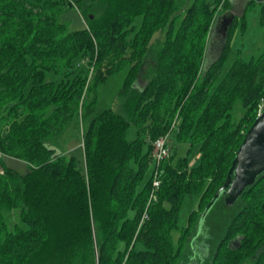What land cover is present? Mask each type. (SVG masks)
<instances>
[{"label":"trees","instance_id":"16d2710c","mask_svg":"<svg viewBox=\"0 0 264 264\" xmlns=\"http://www.w3.org/2000/svg\"><path fill=\"white\" fill-rule=\"evenodd\" d=\"M220 1L230 6L228 0H192L185 10L175 0H0V264H178L197 218L212 205L225 207L229 222L205 264H264V171L237 203L229 207L221 192L203 213L264 105V52L238 57L222 77L228 43L205 60ZM69 11L74 16L66 20ZM148 56L153 63L143 71ZM125 66L122 112L107 108L92 116L82 163L45 143L76 113L92 114L95 87ZM131 124L136 136L129 140ZM174 128L188 150L198 144L200 159L189 165L170 153L156 168L153 191L152 142ZM190 194L198 195L197 209L174 243Z\"/></svg>","mask_w":264,"mask_h":264},{"label":"rangeland","instance_id":"374dc122","mask_svg":"<svg viewBox=\"0 0 264 264\" xmlns=\"http://www.w3.org/2000/svg\"><path fill=\"white\" fill-rule=\"evenodd\" d=\"M175 1L177 7L182 10H185V8L192 2V0ZM228 1L230 6L226 9L223 6V1H220L219 6L217 7V17L228 10H231L234 14L225 40V42L228 43V46L224 59L222 60V70L220 72L221 77L238 57L243 59L255 58L264 52V0H253V3H250V0ZM70 16H74L71 11L66 15H63V18L68 20L67 18ZM180 17L181 16L177 18L175 26L178 25ZM141 19V16H137L134 19V24L137 27L140 25ZM214 24L215 21L211 28L210 36L213 35ZM70 26L72 27L71 23ZM155 36L157 38L160 37L158 34ZM210 41L205 56L207 63L212 61L215 57L214 54L216 49L219 47L218 43L217 45H210ZM213 43H215V41H213ZM152 63V57L148 56L143 66V71ZM127 72L128 66H125L116 73L109 75L104 81L100 82L95 87L96 102L93 113L83 117H81L80 113H76L71 120L65 123L63 129L58 134L47 138L45 143L54 147L56 152L74 155L82 163V135L88 129L92 116L96 112L107 108H113L118 112H122L121 104L118 102V93L121 90ZM145 83L146 80L144 79L143 74H139L137 85L142 87ZM175 130L176 128H174L166 138L170 147V153L173 154V161L175 162L178 158L186 157L189 165L197 164L200 159L198 144L192 145L188 150L190 145L187 142L177 140L175 137ZM135 136L136 128L131 124L127 129V138L132 140ZM24 166L25 165H20L19 163L17 168L24 170ZM147 177L148 174H145L141 184L138 186L139 188ZM197 202L198 195L190 194L185 197L179 211V230L172 231L174 243H176L181 228L186 226L189 213L193 209H197ZM229 211L232 213V210ZM226 212L227 209L225 207L212 205L207 215L205 213L197 218L194 234L185 241L178 264H205L211 260L218 241L228 227L229 220L227 217L228 213L225 217ZM132 215L133 212L129 210L128 216ZM8 216L10 217L11 222L17 220V214L15 212L9 213ZM261 238L264 239L262 235L260 236V239ZM250 248L247 252H251ZM241 264H251V262L246 259L243 260Z\"/></svg>","mask_w":264,"mask_h":264},{"label":"water","instance_id":"95a60500","mask_svg":"<svg viewBox=\"0 0 264 264\" xmlns=\"http://www.w3.org/2000/svg\"><path fill=\"white\" fill-rule=\"evenodd\" d=\"M223 25L227 29L233 19L231 10L223 13ZM219 18V17H217ZM264 171V108L244 134L235 153L223 184L207 203L204 213L210 208L220 193H225V203L231 205L243 190L254 183Z\"/></svg>","mask_w":264,"mask_h":264},{"label":"built area","instance_id":"2783aa9c","mask_svg":"<svg viewBox=\"0 0 264 264\" xmlns=\"http://www.w3.org/2000/svg\"><path fill=\"white\" fill-rule=\"evenodd\" d=\"M264 108L263 103L259 105L257 115L262 112ZM166 137H158L153 140L152 142V150L150 153L151 161L153 162L155 169H154V177L152 180V187L154 191V187H157L159 185V179H158V171L156 170L157 166L161 164V162L166 159L170 154V147L167 143ZM3 157L2 152H0V159ZM154 194L151 193V198H154ZM146 213L143 214L142 219L146 218Z\"/></svg>","mask_w":264,"mask_h":264},{"label":"flooded vegetation","instance_id":"af4514ba","mask_svg":"<svg viewBox=\"0 0 264 264\" xmlns=\"http://www.w3.org/2000/svg\"><path fill=\"white\" fill-rule=\"evenodd\" d=\"M222 15L223 14H221L219 16V18L216 20V22L214 24L213 35H211V37H210V39H211V41H210L211 44L210 45H217V43H218L219 46H221L225 42V40H226L227 31H228V28L231 25V23L227 26L228 28L225 29V27L223 25V16ZM213 41H215V43H213ZM247 187L243 191H245L247 189ZM237 198H236V200L230 206H232V205H234V203H237L238 202L237 201ZM245 224H248V223H245ZM259 231L264 236V227L261 228V229H259ZM235 243H236L235 242V239L231 240V242H230V244H235ZM261 250H264V245L262 246Z\"/></svg>","mask_w":264,"mask_h":264}]
</instances>
